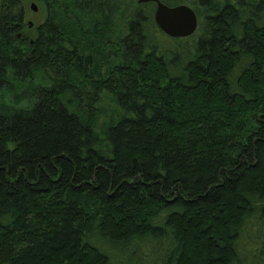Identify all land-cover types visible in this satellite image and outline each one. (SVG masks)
<instances>
[{
    "label": "trees",
    "instance_id": "trees-1",
    "mask_svg": "<svg viewBox=\"0 0 264 264\" xmlns=\"http://www.w3.org/2000/svg\"><path fill=\"white\" fill-rule=\"evenodd\" d=\"M0 0V264H264V0Z\"/></svg>",
    "mask_w": 264,
    "mask_h": 264
},
{
    "label": "water",
    "instance_id": "water-1",
    "mask_svg": "<svg viewBox=\"0 0 264 264\" xmlns=\"http://www.w3.org/2000/svg\"><path fill=\"white\" fill-rule=\"evenodd\" d=\"M139 3H156L155 21L159 29L168 37L180 39L193 36L199 25L193 8L187 4L169 7L159 0H138ZM34 11H37L33 5Z\"/></svg>",
    "mask_w": 264,
    "mask_h": 264
},
{
    "label": "rangeland",
    "instance_id": "rangeland-1",
    "mask_svg": "<svg viewBox=\"0 0 264 264\" xmlns=\"http://www.w3.org/2000/svg\"><path fill=\"white\" fill-rule=\"evenodd\" d=\"M21 4L24 6L26 13V29L23 32L25 36L32 38L34 37V28L44 20L46 11L34 0H21ZM33 5H35L37 11H34Z\"/></svg>",
    "mask_w": 264,
    "mask_h": 264
}]
</instances>
